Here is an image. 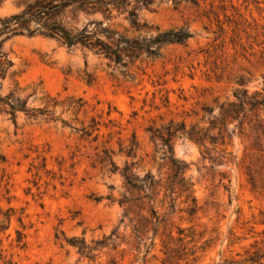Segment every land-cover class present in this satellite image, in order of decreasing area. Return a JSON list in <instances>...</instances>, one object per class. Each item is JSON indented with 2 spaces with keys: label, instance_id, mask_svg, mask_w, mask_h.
<instances>
[{
  "label": "rangeland",
  "instance_id": "obj_1",
  "mask_svg": "<svg viewBox=\"0 0 264 264\" xmlns=\"http://www.w3.org/2000/svg\"><path fill=\"white\" fill-rule=\"evenodd\" d=\"M24 1L0 0V18L19 13ZM138 15L153 30L187 28L193 37L161 47L159 57L136 61L131 77L101 56L40 35L3 43L12 66L0 96L24 99L29 111L17 112L14 120L0 113V264H74L78 255L66 238L90 242L114 228L127 238L140 216L150 218L149 207L164 221L158 227L152 218L142 224L145 243L131 251L121 245L117 264H169L162 244L168 236V246L180 256L177 264H249L243 262L245 251L264 249V199L250 191L245 169L237 166L242 156L237 137L223 157L218 143L203 147L173 139L174 158L187 164L184 175L192 183L187 201L176 185L172 194L160 187L152 201L120 205L123 196H131L120 175L100 161L106 149L118 169L127 162L138 176L149 172L164 184L171 170L159 159L147 128L169 121L187 129L208 127V110L215 117L219 104L233 100L239 77L249 94L260 91L264 0H197L196 6L162 1ZM82 22L80 17L77 26ZM111 23L121 31L128 26L123 16Z\"/></svg>",
  "mask_w": 264,
  "mask_h": 264
},
{
  "label": "trees",
  "instance_id": "obj_2",
  "mask_svg": "<svg viewBox=\"0 0 264 264\" xmlns=\"http://www.w3.org/2000/svg\"><path fill=\"white\" fill-rule=\"evenodd\" d=\"M162 1H170L174 5L180 3L197 5V0H25L19 13L0 18V83L12 66L6 53L2 51V45L9 38L20 35H40L56 41L69 50L77 48L86 50L106 59L113 65V70L118 69L122 76L131 77L129 71L136 61L159 57L161 47L185 44L193 37V33L187 28L160 31L155 27L153 30L151 25L139 18V10L148 9ZM117 16H123L128 24L122 31L111 23ZM80 17L83 22L77 26ZM235 84L237 88L232 93L233 100L219 104L215 117L211 115L213 110H208L210 118L208 127L200 128L194 124L187 129L183 122L169 121L168 124L157 128H147L159 159L168 164L171 170V178L164 184L160 178L155 179L149 172L142 177L138 176L133 171L132 164L127 162L118 169L112 161L110 152L103 150L100 161L104 165H109L108 171L120 175L124 192L131 196L129 199L123 196L122 200L118 201L120 205L141 202L143 199L152 201L160 187L172 194L176 185L185 194L187 201L192 192L190 190L192 183L184 175L187 164L176 161L173 155L172 141L177 137L186 138L203 147L206 142L218 143L223 146L221 157L230 155L226 152V146L230 145L233 137H237L242 145V156L237 166L245 169L250 191L264 199V83L260 91L255 90L250 94L242 77H239ZM28 111L24 99L12 93L0 96V113L10 114L13 120L17 112L28 115ZM231 122L236 124L228 130ZM212 131L216 133L212 134ZM134 145V142H131L127 155L132 153ZM206 155L208 150L205 148L203 158H206ZM140 192L144 194L140 195ZM191 202L193 206L190 209L193 213L195 199L191 198ZM169 208L172 209V204ZM147 212L150 218L140 216L136 223L131 224V235L127 238L119 236L118 228L90 242H86L80 236L66 238V243L74 248L78 255L74 264H117L116 254L124 252V249L118 250L121 245H125L129 251L137 250L139 244L145 243L146 232L142 224H150L152 218L158 227L164 221V217L158 219L153 207H149ZM124 217H127V214H124ZM122 222L123 220H120V223ZM129 222L132 223V219H129ZM157 227L152 229L153 237L157 234ZM182 232L183 230L178 229L179 235ZM261 233L263 239L260 240V244L264 242V229ZM168 238L167 242L162 241L163 254L166 257L164 262L171 264L173 260L177 264L180 256H177V250L168 246L171 240L169 236ZM181 239L178 237L177 241ZM21 241L22 236L17 232V242ZM253 244L256 246L257 240H254ZM150 246H153V239ZM245 254L243 262L249 264L264 262V249L261 247L252 252L246 250Z\"/></svg>",
  "mask_w": 264,
  "mask_h": 264
}]
</instances>
